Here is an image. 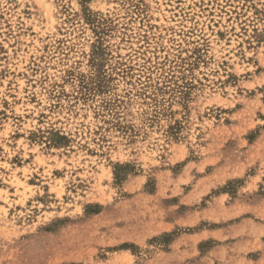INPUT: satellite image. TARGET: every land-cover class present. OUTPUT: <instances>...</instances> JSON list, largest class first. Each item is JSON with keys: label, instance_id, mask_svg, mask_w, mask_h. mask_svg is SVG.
Instances as JSON below:
<instances>
[{"label": "rangeland", "instance_id": "obj_1", "mask_svg": "<svg viewBox=\"0 0 264 264\" xmlns=\"http://www.w3.org/2000/svg\"><path fill=\"white\" fill-rule=\"evenodd\" d=\"M0 264H264V0H0Z\"/></svg>", "mask_w": 264, "mask_h": 264}]
</instances>
